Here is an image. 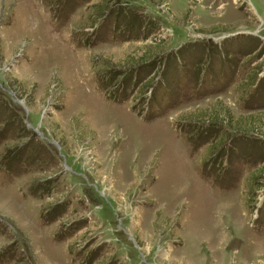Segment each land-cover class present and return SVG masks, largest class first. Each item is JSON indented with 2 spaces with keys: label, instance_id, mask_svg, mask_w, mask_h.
<instances>
[{
  "label": "rangeland",
  "instance_id": "374dc122",
  "mask_svg": "<svg viewBox=\"0 0 264 264\" xmlns=\"http://www.w3.org/2000/svg\"><path fill=\"white\" fill-rule=\"evenodd\" d=\"M0 264H264V0H0Z\"/></svg>",
  "mask_w": 264,
  "mask_h": 264
},
{
  "label": "flooded vegetation",
  "instance_id": "af4514ba",
  "mask_svg": "<svg viewBox=\"0 0 264 264\" xmlns=\"http://www.w3.org/2000/svg\"><path fill=\"white\" fill-rule=\"evenodd\" d=\"M91 173V172H90ZM86 215H89L90 216V213L88 212ZM89 216H88V218H89Z\"/></svg>",
  "mask_w": 264,
  "mask_h": 264
}]
</instances>
